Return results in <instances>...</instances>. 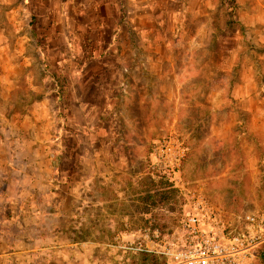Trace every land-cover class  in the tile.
I'll return each mask as SVG.
<instances>
[{
    "label": "rangeland",
    "instance_id": "374dc122",
    "mask_svg": "<svg viewBox=\"0 0 264 264\" xmlns=\"http://www.w3.org/2000/svg\"><path fill=\"white\" fill-rule=\"evenodd\" d=\"M263 56L264 0H0V150L40 156L44 169L48 161L42 182L51 192L72 186L78 169L86 175L90 154L119 157L79 183L95 189L96 206L95 225H79L77 239L93 232L91 249L80 252H94L96 264H141L107 244L148 219L181 238L194 193L229 227L264 208V130L252 131L263 119L249 111L264 113ZM120 75L131 85L125 92ZM251 90V100L242 98ZM170 138L185 148L181 190L149 170L153 144ZM20 176L10 194L1 190L0 218L9 198L19 202ZM27 198L57 206L55 197ZM252 264H264L262 250Z\"/></svg>",
    "mask_w": 264,
    "mask_h": 264
},
{
    "label": "crops",
    "instance_id": "0c3cea01",
    "mask_svg": "<svg viewBox=\"0 0 264 264\" xmlns=\"http://www.w3.org/2000/svg\"><path fill=\"white\" fill-rule=\"evenodd\" d=\"M123 63H126V60H117L116 65L122 66ZM143 65L144 62H141V60L134 63L136 68ZM252 68L253 63H249L247 78H245L248 84L253 81L251 79V82H249L252 76ZM102 78L98 76L95 79L99 81ZM117 79L118 81L115 80V82L118 83L119 90L121 89L119 84L123 85L124 92L126 89L131 88V85H126L127 78L125 76L120 75ZM92 80V77H89L87 82L92 83ZM96 80H94V87H97L96 84H98ZM109 82H112L111 78ZM132 82L136 83L135 80L130 79L129 84ZM106 92L107 90L105 89L104 93ZM238 92L239 90L235 91L237 94ZM251 93L252 90L242 94V98L248 97L251 100ZM237 97H239V94ZM107 99H114V97H107ZM78 107H81L80 103ZM249 111L253 118L260 116V119H263L258 129L252 131L259 132L264 130V118L261 117V115H264L262 110L255 106V108H250ZM41 159L44 158L40 156L31 157L24 154L18 157L10 156L9 154H3V151L0 150V193L1 190H5L6 194H10V189L14 186L16 175H21L20 178L24 183L19 192V202L17 205L10 201L9 198L2 207L6 213L5 216L0 218V264H83V262H86V264H96L94 252H89L91 249L89 245L93 242V232L89 230L85 232L87 237L83 241L77 239V235L81 233L79 232V225H86L91 228L95 225L92 214L96 206V203L93 201L95 189L92 187L85 189L79 186V183L85 181L91 183L96 178L97 172L107 171L110 168V164L115 163L119 157L118 159L111 160L109 156H99L95 153L90 154L86 161L87 174L84 175L85 171L78 169L75 181H72V186H59L54 192H51V186L49 187L42 182L49 180L50 173L48 169L49 162L45 161L44 169L41 165ZM73 159L79 163L85 161V157L83 156ZM121 160L120 158L119 161ZM126 162L129 163L131 161L128 159ZM37 164L40 166L39 168ZM99 164L102 165L103 171L99 170ZM35 174L36 176H33ZM40 175L43 176V180ZM31 179H33L32 183L30 182ZM75 183H77V186H75ZM27 184L29 186H26ZM33 193L47 195L50 200L55 197L56 208H52L48 202L38 203L30 201L27 197L30 194L33 195ZM17 211L21 214L20 218L16 216ZM80 248H89V250L81 253Z\"/></svg>",
    "mask_w": 264,
    "mask_h": 264
},
{
    "label": "built area",
    "instance_id": "2783aa9c",
    "mask_svg": "<svg viewBox=\"0 0 264 264\" xmlns=\"http://www.w3.org/2000/svg\"><path fill=\"white\" fill-rule=\"evenodd\" d=\"M184 154L185 148L177 139L154 143L149 162L151 176L183 189L176 175ZM180 225L182 236L175 239L148 219L134 233L119 234L107 246L128 256H156L165 264H252L257 250L264 254V208L241 213L238 223L229 227L220 211L194 193L191 202L184 203Z\"/></svg>",
    "mask_w": 264,
    "mask_h": 264
},
{
    "label": "trees",
    "instance_id": "16d2710c",
    "mask_svg": "<svg viewBox=\"0 0 264 264\" xmlns=\"http://www.w3.org/2000/svg\"><path fill=\"white\" fill-rule=\"evenodd\" d=\"M176 190H172L170 192H175ZM159 196L161 197V199H168V197L171 196V194L169 193V191L167 190H163L160 192ZM141 264H164V261L161 260L156 257V256H152V255H143L141 256Z\"/></svg>",
    "mask_w": 264,
    "mask_h": 264
}]
</instances>
